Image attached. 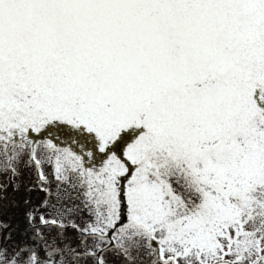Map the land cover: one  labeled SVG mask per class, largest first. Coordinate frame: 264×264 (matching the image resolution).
Listing matches in <instances>:
<instances>
[{
	"label": "snow or ice",
	"instance_id": "obj_1",
	"mask_svg": "<svg viewBox=\"0 0 264 264\" xmlns=\"http://www.w3.org/2000/svg\"><path fill=\"white\" fill-rule=\"evenodd\" d=\"M22 162L61 207L0 264H264V0H0V199Z\"/></svg>",
	"mask_w": 264,
	"mask_h": 264
},
{
	"label": "rangeland",
	"instance_id": "obj_2",
	"mask_svg": "<svg viewBox=\"0 0 264 264\" xmlns=\"http://www.w3.org/2000/svg\"><path fill=\"white\" fill-rule=\"evenodd\" d=\"M28 159L27 155L23 157V160L26 161ZM37 159L42 161L41 167L45 174L51 179V166L44 162V156L42 154V150H37ZM19 176L13 177V183L19 184V191L14 192L11 187L7 190V199H0V222L7 223L9 228L12 230L13 239L6 241L8 244H20L25 242V237L22 235L23 229L25 227V222L23 220V200L27 199L31 202V205L38 209L37 216L40 213H44L46 216L48 214H55V208L61 207V203L57 201L55 195L49 197V204L47 207H42V203L45 197V193L40 191V182L37 177V169L35 164L32 166H27L25 163H20L18 165ZM6 176L4 174H0V184L5 183ZM51 189L53 193L56 192L55 184H52ZM31 188L32 190L29 192L27 189ZM63 195L67 196L63 191L60 193L61 199L63 200ZM77 222H79V217H76ZM38 223V221H37ZM56 229H45L46 235H55ZM5 230L0 229V243H4ZM67 236L72 240H75V232L69 230ZM85 264H90V262H85ZM118 264V262H117Z\"/></svg>",
	"mask_w": 264,
	"mask_h": 264
}]
</instances>
